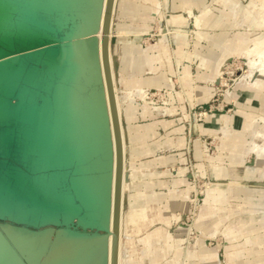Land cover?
<instances>
[{"label":"rangeland","instance_id":"1","mask_svg":"<svg viewBox=\"0 0 264 264\" xmlns=\"http://www.w3.org/2000/svg\"><path fill=\"white\" fill-rule=\"evenodd\" d=\"M32 1L14 0L13 3L23 7ZM52 1H36L33 12L39 24L33 26L35 32L24 40L17 28L23 12L10 13V28L0 26V51H4L0 54V65L8 62L10 67L21 63L27 71L19 77L21 84L7 98L5 113L9 117L0 115L1 128L13 127L16 136L8 151L0 150V191L9 196V204L2 201L4 196L0 199V210L4 211V207L11 210L0 212V230L11 235L26 264L58 262L67 247L75 246L78 232L93 230L79 220H65L61 209L66 200L65 189L74 181H85L92 173L75 172L77 160L66 166L51 162V167L43 163L41 168L31 169L38 159L46 160L49 153L43 133L48 124H52L50 112L58 116L56 132L60 138L67 137V122L76 117L72 110L57 107L56 97L71 106L83 105V109L89 97L90 113L97 109L100 100L99 96L90 97L93 90L101 89L98 83L101 79L99 75L95 78L91 65L82 58L78 63V72L86 67L89 84L95 83L81 89L87 81L86 73L78 78L69 75L68 65L71 66L75 55L69 54L66 63L62 62L61 50H57L55 56H50L47 50L53 47L70 50L73 43L68 37L79 24L81 34L84 28L89 32L97 26V20L86 18L92 2ZM128 3H133L132 8L122 12L118 7L114 17V28L120 21L124 24L121 36L125 38L118 53L113 44L118 91L122 99L128 95L123 107L131 106L137 113L150 109L147 115L140 113L141 119H137L143 126L140 131H147L146 123H156L150 130L153 153L147 155L142 149L136 163L128 162L135 175L129 180L128 188L133 196L123 210L124 255L130 264H264V137L258 149L252 150L255 131L264 136V84L250 86L247 80H241L250 70L248 55L256 57L264 48V0H185L184 11L177 12L185 19L179 25L170 23L171 16L176 14L172 0H129ZM51 6L55 7L53 11L46 10ZM189 6L192 14L187 9ZM197 17H200L199 23ZM178 48L184 56L178 55ZM91 49L92 61L98 63L96 51ZM164 49L168 50L170 61ZM248 49L251 51L246 54ZM220 64L224 69L216 75ZM173 66L174 71L170 72ZM185 68L187 76L183 72ZM31 69L35 70L32 74L28 73ZM198 73L211 78H199ZM27 86L31 93L22 99L20 91ZM206 87L211 88L209 95L200 93L201 88L205 91ZM66 88L74 90V96L69 99ZM2 89L0 85V96ZM137 89H143L141 93L145 96ZM31 104L38 107L34 116L38 119L42 116L46 122L40 128L36 121L34 126L29 123L28 130L21 119ZM77 112L82 114L81 109ZM225 113L232 129L229 135L222 127ZM18 134L22 137L20 141ZM26 136L30 142L23 140ZM94 138L88 150L106 151L107 139ZM93 141H97L98 146L101 143L102 150H96L97 146L94 148L91 144ZM111 141L113 143V139ZM64 144L61 139L57 142L58 148ZM138 144L145 147L144 141ZM21 168L24 175L33 176L36 182L41 175L34 190L37 193L34 201L21 203V195L5 190L14 184L13 176ZM30 191L32 196L33 189L27 186L25 192ZM39 202L41 217L48 210L52 212V221L35 223L31 218L15 219L18 208L20 212H28L33 205L41 208ZM111 209L107 223L112 222ZM132 211L137 213L133 219ZM142 211L146 213L145 220ZM3 224L22 227L26 245L16 238L17 233H10ZM48 228L53 230L44 232ZM156 229L162 230L159 235L145 238ZM112 230L111 225L108 233ZM30 231L42 233V238H31Z\"/></svg>","mask_w":264,"mask_h":264},{"label":"water","instance_id":"2","mask_svg":"<svg viewBox=\"0 0 264 264\" xmlns=\"http://www.w3.org/2000/svg\"><path fill=\"white\" fill-rule=\"evenodd\" d=\"M115 0H107L103 24V38H102V55L103 65L106 77V86L110 102L111 119L113 124V131L115 137V153H116V165L115 175L113 178V143L110 137V121L107 112V106L103 99L98 101L100 109H96L90 113L88 111L87 100L85 102V109L76 107L67 103V101H59L56 97L57 107L72 110L76 117H72L68 125V135L65 138H60L56 132L58 126V116L53 112L51 119V128L49 129L52 136H55L52 144L53 149L44 158L43 162L34 164L31 168H41V164L49 163L51 167L52 163L56 165H70L74 160H77L75 172L89 171L85 181L77 183L74 181L70 187L65 189L66 200L61 205L63 210V216L65 220H79L86 227L92 228V232H78L77 241L75 246L71 249L67 247V250L60 256L58 262L54 264H108V250L106 248V240L108 236L107 222L110 214V207L112 203V189L114 180V198H113V243L111 253V264H118L119 258V239H120V222H121V203H122V185L124 174V146L121 129V119L117 109L115 89L113 84V77L111 72L109 51H110V38L109 33L111 29L112 14L114 9ZM101 7H99V10ZM100 15V11H99ZM80 25V24H79ZM71 32L68 37L73 43L70 50L57 49L55 47L49 48L48 53L50 56L57 54V50H61L62 62H66L70 59L69 54L75 55L73 63L68 65L71 69L70 76L80 77L86 73L87 81L85 85H81V89H86L89 84V71L85 67L78 72V63L82 57V52L86 49L87 45L98 46L99 38L96 35L99 31V27L96 26L89 32L84 34L79 33L80 26ZM111 42H115V38H111ZM51 47V45H49ZM43 51V50H42ZM70 51L71 53H68ZM61 66V64H58ZM103 89L101 80L98 81ZM98 89V88H97ZM94 91V90H93ZM68 93L67 99L70 96H74V90L66 88ZM89 98V97H88ZM79 99H75L77 102ZM78 109H81L82 114H78ZM78 120L79 122L73 121ZM95 136L107 137V149L101 153H93L88 150V145ZM65 142V144L58 148L57 142L59 140ZM48 143V142H47ZM81 155V156H80ZM42 160V159H41ZM60 161V164H59ZM87 164V165H83ZM37 180L35 187L31 189L36 190ZM36 192V191H35ZM9 197V196H8ZM4 196L2 201H7L9 204V198ZM37 199V193H36ZM40 203V202H39ZM18 205V204H17ZM32 205V204H31ZM41 209H42V204ZM54 205V204H53ZM56 208V203H55ZM53 206V207H54ZM10 208L4 207V211L1 213H9ZM19 208L17 209L18 212ZM51 210V209H50ZM48 210H45V215L41 217V210L39 214V220L42 223L52 221L53 215ZM16 212V213H17ZM83 214V215H82ZM58 214H56L57 217ZM16 219V214H15ZM45 219V220H44ZM17 220V219H16ZM21 221V220H20ZM1 227V224H0ZM2 228V227H1ZM12 238L5 232L0 230V264H26L23 256L17 247L13 244ZM49 262H47L48 264Z\"/></svg>","mask_w":264,"mask_h":264},{"label":"bare ground","instance_id":"3","mask_svg":"<svg viewBox=\"0 0 264 264\" xmlns=\"http://www.w3.org/2000/svg\"><path fill=\"white\" fill-rule=\"evenodd\" d=\"M12 1L14 2V0H12ZM36 1H38V0H33L29 6L24 3L25 5L23 7H21V6L17 5L16 3H13V2L10 4H8V3L6 4L4 0H0V23H3V25L2 24L0 25L1 28H3V29H7V27L10 28V23L8 24V22H10L9 21L10 16H12V15H10V13L12 11L14 12L15 10H17L19 13L23 12V14L22 13L21 14L24 15L22 18L19 17L20 19H18V24H17V28L20 31L19 32L20 36L23 38V40L26 39L28 36H30V33L32 31L35 32V30L32 29L33 26L39 24L38 19L36 18V13L33 12L36 9ZM59 1H61V0H59ZM90 1L92 2L91 3L92 7L90 9H88V12L86 13V18L89 19L90 21L91 20H97L98 21L97 26L99 27V31L97 33V36L99 38V43H98L97 47H95V45H93V44L87 45L86 49L82 52L81 58L83 59L84 62L91 65V67L93 68V70L95 72V78L98 77V75H99V78L101 79V82H102L103 89L102 90L95 89L94 91H92L90 97L91 98H97L99 96L100 100L103 99L106 106H107V112H108L110 127H111L110 133L112 132L111 134L113 136L112 139H113V157H114V160H113V178H114L115 165H116L115 137H114L113 124H112V119H111L110 102H109V96H108V92H107L106 77H105V70H104V65H103V55H102V38L104 35L103 24H104V16H105V8H106L107 0H90ZM53 2L56 3V1H54V0L52 1V3ZM55 3H54V5H55ZM58 4L60 5V3H58ZM58 4H56V5H58ZM114 6H115V3H114ZM99 7H101L100 10H99ZM187 9H188L190 14L193 13L191 6L187 7ZM24 10H26V11H24ZM86 11H87V9H86ZM99 11H100V15H99ZM113 11H114V9H113ZM83 13H84V11H83ZM84 15H85V13H84ZM112 18H113V14H112ZM12 20H13V18H12ZM14 20H15V17H14ZM197 21L199 23L200 17H197ZM112 26H113V22H111V29H110L111 31L109 33V38H110L109 58H110L111 72H112V77H113V84H114V89H115L117 109H118L119 117H120V113H121L120 109H121V101L122 100H121L120 94H118L116 92L117 87H116V72H115V55L111 49V43H112L111 38H112V33H113ZM84 29L82 31H84L83 33H86V31ZM86 29H87V27H86ZM31 35H32V33H31ZM92 47L96 51L95 58L97 59L98 63H94L92 61L93 60L92 49H91ZM249 51H251V49H248L246 54H248ZM3 53H4V51H0V54H3ZM244 56H245V54H244ZM250 56L248 55V59L246 58L247 59V67L250 70L244 74V76L242 77L241 80H247L250 86L256 85L257 87H260L261 85L264 84V48L259 50L256 57H252V56L250 57ZM19 60H22V59H19ZM0 61H2V59ZM4 62H5V60H4ZM6 63H8V62H6ZM6 63H4L3 65H0V85L3 87L2 96H0V115H3L6 118H8L9 115L5 113V112H7V110L5 111V108L7 107V104H8L7 98L10 94L13 93V91H14L13 89H15L17 86H19L21 84L19 82V77L24 75L25 73H27V71H25L26 69L21 63L19 65H16V66L12 65L10 67ZM223 69H224L223 65L220 64L218 66V69L215 71V74L217 75ZM34 71H35L34 69L33 70L31 69V70H29L28 73L32 74V73H34ZM209 90H211V89L209 88ZM136 91L140 95L145 96V94L141 93V92H143V89H137ZM209 92H211V91H209ZM28 93L30 94L31 90L27 86V87H25V89H22V91H20V96L22 97V99H25L26 97L28 98V96H27ZM127 98H128V95H125L123 99L126 100ZM30 100H32V97H30ZM100 108H101L100 105H98L97 109H100ZM37 110H38V107L35 106L34 104H31L30 106L27 107V109L23 113V118L21 119V122L24 121V122H22L24 124V128H27L29 130V127H28L29 123H32L34 126L35 121L38 122L39 128H40V126H42V124L46 122V118H42V116H41L38 119L34 116L36 114ZM228 117L229 116L227 115V113L222 114V127L226 131L225 133H228L226 135H229L230 134L229 132H232V129H230V127L228 126V124H229V118ZM18 126L20 127V125H18ZM50 126L51 125L48 124L45 132L43 133V134H45L44 137L46 140V148L45 149H48L49 152L53 149L52 144L49 142L53 141V137H55V136H52V133L49 130L51 128ZM12 129H14V128L8 127L6 129H2L1 123H0V150H2V149H4L5 151L9 150L10 144L12 143V141L16 137V136H14V133H13L14 131ZM255 133H256L255 134L256 138L254 140V145L252 147V150L258 149V146H259L258 144H259L260 140L264 137L261 132L255 131ZM122 138H123V146L125 147L123 133H122ZM21 139H22L21 135L18 134V140L20 141ZM94 139L95 140H101L102 139V141H103V139H107V137L104 136V138H103V137L97 136V138H94ZM23 140L25 142L31 141L28 136H26V138ZM96 142L93 141L91 143L92 145H94L93 147L96 148V146H97L96 150H102L103 146L100 145L101 143L98 146L97 145L98 142L97 143ZM103 145H104V143H103ZM124 157H125V150H124ZM126 168H127V165H126V161L124 159L123 183H124V178L126 179V176H125L126 175L125 174ZM24 174H26V173L22 168L18 169L17 172L13 176L14 177L13 178L14 184L8 186L5 189L8 192L9 191L12 192L15 196L21 195L20 200H19L21 203L25 202L29 199L32 201H34L36 199V192L34 190H33L32 196L30 194L31 191L28 193L25 192L27 186L33 187V188L35 187L36 179L33 176H30L29 174H27V175H24ZM2 196H4V193L0 191V199H2ZM112 196L114 198V180H113ZM124 199H125V197H124ZM113 204H114V202L112 201L111 208H113ZM122 206H123V185H122L121 214H122ZM33 207L34 208L30 209L28 212L18 211L16 214V219L26 221L27 219L31 218L33 222H35V223L38 222L41 208H39V206H37V205H35V206L33 205ZM111 225L113 226V222L107 224V227H109ZM3 227L7 231H9L10 233L11 232L17 233L16 238L19 239L21 244H25L24 243L25 239L23 238V233H22V227H20L18 225L11 226V225H7V224H3ZM52 230H53V228H48L44 232L49 233ZM30 232H31V235H29V236H31V238H33V237H36L37 239L42 238V233H38L37 231H30ZM48 235H50V234H48ZM112 235H113V230L111 231V233H108L107 240H106L107 241L106 242V248L108 250V255H109L108 264H111V253H112V243H113ZM10 237H11V235H10ZM13 238H15V237H13ZM47 238H49V237H47ZM120 239H121V222H120ZM120 239H119L118 264H125L123 245L121 246V250H120Z\"/></svg>","mask_w":264,"mask_h":264},{"label":"crops","instance_id":"4","mask_svg":"<svg viewBox=\"0 0 264 264\" xmlns=\"http://www.w3.org/2000/svg\"><path fill=\"white\" fill-rule=\"evenodd\" d=\"M128 1L129 0H115V6H114L113 18H112V22H113L112 38L113 37L115 38V42L112 43V47H111L112 51H113V44L115 45L114 47H115V51L116 52L118 51L119 48H120V51H121L122 45L124 43L123 41H125V38H123L121 36V33L123 32V28H124L123 25L124 24L121 23V21H120L119 25L117 26V24H116V27L114 28V17L116 15L118 7H120V10L122 12L125 9L132 8L133 3H128ZM184 3H185V0H172L173 11L176 14L171 16L170 23H172V24L177 23V25H179L180 23L184 22V20H185L184 16L181 15V13H177V12H180V11H184V9H185ZM54 9H55V7L51 6L50 9H46V10L53 11ZM40 11H41V9H39V12ZM15 13L18 14V12H15ZM163 46H164V43H163ZM164 50H166V49H164ZM165 52H166L165 53L166 59L169 60L170 58H168V50H166ZM178 55L184 56V52L180 48H178ZM115 65H116V63H115ZM169 69H170V72H173L174 71V66L172 68L170 67ZM115 72H116V69H115ZM183 72H184L185 76L189 75L187 68H185L183 70ZM198 77L199 78H201V77L202 78H208V79L211 78V76H209L207 74H203V73H198ZM124 79H125V77L121 75V81H124ZM116 87H117L116 92L119 94L118 86H117V72H116ZM209 88L210 87H206L205 91H203V88H201L200 93L201 92H205V93L208 94L209 91H211V90H209ZM120 97H121V95H120ZM121 100L122 101H121V109H120L121 110L120 119H121L122 133H123V136H124L125 161H126L127 168L125 170L126 179L124 178V183H123V206H122V214H121L120 250H121V246L123 245V250H124V254H125V251H126L125 245L126 244L124 243V239H123L122 233H123V226L125 225L126 221L124 219L123 210L126 207V204L130 203L131 198L133 196L132 194H130L128 192V188H129V184H130L129 180L132 179L134 177V175H135V172L134 171L132 172L129 169V166H128L129 163L128 162L131 161L132 163H136V160L138 158L137 154L142 149H144V152L147 155L153 153V151H154V148H153L154 147V143L153 142L149 143L150 141H152V134H151L150 130L154 128L156 122L153 121V122L146 123L145 127H146L147 131H145V132L140 131V129H142L143 126L138 124L137 119L138 120L141 119L140 118V113L141 114L144 113V114L147 115V112H149L150 109L146 108V109H149V110H145L144 112H139V113H137L135 111L133 112L131 106L123 107V101H125V99H122V97H121ZM245 121H244V125L246 123ZM209 130H212V129H209ZM142 141L145 142V147L144 148H143V146H139V144H138V142H142ZM113 160H114V157H113ZM151 161H154V160H151ZM147 166H149V164H147ZM151 195L152 194H150L149 196H151ZM124 197H125V199H124ZM136 212H137V210H136ZM136 212L132 211V219L137 214ZM142 218L144 220L146 219V213L145 212L142 213ZM112 222H113V218H112ZM109 223H111V222H109ZM109 223H107V224H109ZM161 231H162L161 229H156V230H154L152 232H148L145 238L146 239H152L154 236L159 235L161 233ZM129 236H130V234H129ZM125 241L127 243L129 241V238L126 239ZM124 256H125V258H124L125 259V264H130V262L128 261L127 256L126 255H124Z\"/></svg>","mask_w":264,"mask_h":264}]
</instances>
